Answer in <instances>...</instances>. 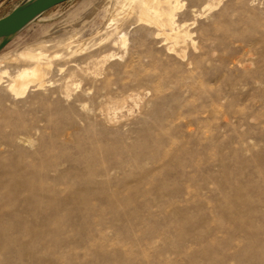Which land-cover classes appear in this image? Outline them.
<instances>
[{
    "label": "rangeland",
    "instance_id": "rangeland-1",
    "mask_svg": "<svg viewBox=\"0 0 264 264\" xmlns=\"http://www.w3.org/2000/svg\"><path fill=\"white\" fill-rule=\"evenodd\" d=\"M118 1L0 50L11 76L29 47L48 63L0 83V264H264V0H185L177 43L135 14L114 33Z\"/></svg>",
    "mask_w": 264,
    "mask_h": 264
},
{
    "label": "bare ground",
    "instance_id": "bare-ground-1",
    "mask_svg": "<svg viewBox=\"0 0 264 264\" xmlns=\"http://www.w3.org/2000/svg\"><path fill=\"white\" fill-rule=\"evenodd\" d=\"M118 4L119 6L115 8L114 13L112 12L113 14L109 19V26H115L114 33L119 34L122 18L126 19L130 17V15L135 14L139 22L157 27L164 33L167 32V30L170 31V33L166 35L172 42L174 41L177 43L181 37L188 35V32L183 29L185 25L183 23V25H180L177 21L178 13L183 9L185 0H119ZM122 14H124L123 17H121ZM114 33L111 32V35L108 36L112 37ZM110 37L108 39H110ZM120 37L121 39L119 38V41L122 45H126L128 43L126 36L123 34V36L121 35ZM38 49L39 46L38 48L32 46L20 52L18 57L29 60L30 64L25 68H21V70L19 69V72L15 76H11L7 71L0 73V83L3 81V74H7L11 77L8 87L15 95L21 96L26 93L31 83L43 85L44 75L48 67L46 65L48 63L45 65L43 64V59L46 58V54H44L42 49Z\"/></svg>",
    "mask_w": 264,
    "mask_h": 264
},
{
    "label": "water",
    "instance_id": "water-1",
    "mask_svg": "<svg viewBox=\"0 0 264 264\" xmlns=\"http://www.w3.org/2000/svg\"><path fill=\"white\" fill-rule=\"evenodd\" d=\"M71 0H23L11 12L0 18V50L10 38L30 22L62 3Z\"/></svg>",
    "mask_w": 264,
    "mask_h": 264
},
{
    "label": "crops",
    "instance_id": "crops-1",
    "mask_svg": "<svg viewBox=\"0 0 264 264\" xmlns=\"http://www.w3.org/2000/svg\"><path fill=\"white\" fill-rule=\"evenodd\" d=\"M15 7H16V6H15ZM15 7H14V8H15Z\"/></svg>",
    "mask_w": 264,
    "mask_h": 264
}]
</instances>
